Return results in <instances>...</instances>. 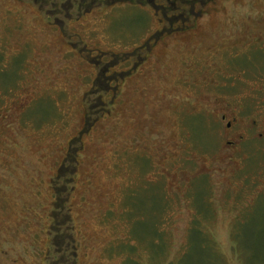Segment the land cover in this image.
Instances as JSON below:
<instances>
[{"label":"rangeland","instance_id":"1","mask_svg":"<svg viewBox=\"0 0 264 264\" xmlns=\"http://www.w3.org/2000/svg\"><path fill=\"white\" fill-rule=\"evenodd\" d=\"M184 3L0 0V264H264V0Z\"/></svg>","mask_w":264,"mask_h":264},{"label":"flooded vegetation","instance_id":"2","mask_svg":"<svg viewBox=\"0 0 264 264\" xmlns=\"http://www.w3.org/2000/svg\"><path fill=\"white\" fill-rule=\"evenodd\" d=\"M8 1H9V3H16V4L18 3V0H8ZM96 1L97 0H92V2H96ZM164 1H165V3L171 2V4L174 5L173 2L176 1V0H174L173 2H172V0H164ZM194 1H196V0H194ZM165 3L162 4L164 6H160V5L157 4L156 0H154V8H155L156 12L163 16L161 20H163V21L168 20L170 22V27L162 26L161 27V31H163V32L172 31L173 28H174L173 17H178V16L182 17V21L184 23L183 27H186L187 23L185 22V16H186L185 15V11H182V10H178V11H176V10H171V11L170 10H166ZM13 10H14L13 7L9 8V11H13ZM53 12H55V11H53ZM68 13H70V12H68ZM173 13H174V15H173ZM161 31H157V33L160 34ZM157 36L158 35H156V37ZM151 45H152V43H151V41H149V42H147L146 47L151 48ZM17 51L18 50H15V49H12L11 51L7 50V49H3V52H5L4 54H3L2 51H0V75L8 76V74L11 73V74L14 75V80H15L19 65H17V64L13 65V60H12L13 58H11V57L10 58H6L5 56L8 53H12V54H10V56H12V55L14 56V53H16ZM140 54H141V52L139 51L138 52V58L139 59L142 58V54L141 55ZM96 61L97 62H96L95 65H98L101 60L96 59ZM138 62L139 61H135V64L132 65V68L130 70L123 71L121 77L124 78V75L127 74V73L128 74H132L134 72V70L136 69V65H137ZM101 74H102V71L97 72V76H96L97 80H99L101 78ZM115 78L117 80L119 77H115ZM11 80H13V79H11ZM9 84H7V85H5L3 87H0V89H2V90L9 89ZM118 85L119 84H117L116 86L113 87V90H114L115 94H117V92H118V90H117L118 89ZM16 108H18V107H16ZM19 108H20V106H19ZM7 118H8V116H5V114L0 111V126H1L2 123H4L7 120ZM221 120L225 124V131H226L225 144L231 150V154H232L233 158L236 159L237 156H239V154H237V153H238L240 147L242 146L243 143H245V138H247L249 130L250 129H256L259 126L258 125L259 124L258 120L257 119H253L252 124L249 125L248 122L242 117V114L239 111L236 112V110L232 111L230 115H228L226 112H224L222 114V116H221ZM88 129H89V127L87 126V129L84 131V133H86V131ZM259 135H260V137H263L264 136V132H260ZM74 247L77 249V252L75 253V256H77L78 255V246L75 245ZM65 253H66V249H65ZM13 262H14V260H13ZM54 262L56 264H61V258L55 260Z\"/></svg>","mask_w":264,"mask_h":264},{"label":"trees","instance_id":"3","mask_svg":"<svg viewBox=\"0 0 264 264\" xmlns=\"http://www.w3.org/2000/svg\"><path fill=\"white\" fill-rule=\"evenodd\" d=\"M174 0H172V2H173ZM174 3V5H172L171 4V2H169V3H165V5H166V10H174L175 8H177V6H178V8H183V10H185L186 8H187V6H186V3H184L183 5L182 4H176V1H174L173 2ZM158 4V3H157ZM190 8L189 9H191L192 7H193V2L192 3H190ZM161 6H164V5H161ZM81 136H82V133L80 134V136L78 137V140L80 141V138H81ZM75 160H76V157L74 158ZM69 211V212H68ZM67 212H68V214L66 215V216H68L67 218H69V221L71 222L72 220H73V218H72V214L70 213L71 211H70V208H68L67 209ZM70 224V223H69ZM53 226V228H52V230L54 231V225H52ZM69 227H68V232L66 233V235H68V237H70V240H69V243H70V246L69 247H67L66 248V253H67V256H69V259H68V261H70V259H75L74 260V262L72 263V264H77L78 262H77V257L75 256V253L77 252V250H76V248L74 247L75 245L73 244V234H71L70 235V231H71V226L70 225H68ZM72 232V231H71ZM56 237H54V241H56V239H59V237L60 236H58L57 234L55 235ZM70 251V252H69ZM69 253V254H68Z\"/></svg>","mask_w":264,"mask_h":264}]
</instances>
